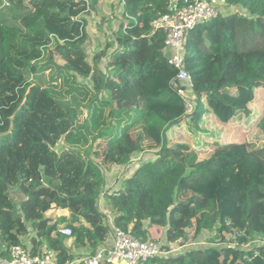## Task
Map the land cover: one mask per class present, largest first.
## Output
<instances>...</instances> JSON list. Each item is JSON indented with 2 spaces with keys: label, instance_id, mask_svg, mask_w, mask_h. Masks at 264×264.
<instances>
[{
  "label": "trees",
  "instance_id": "16d2710c",
  "mask_svg": "<svg viewBox=\"0 0 264 264\" xmlns=\"http://www.w3.org/2000/svg\"><path fill=\"white\" fill-rule=\"evenodd\" d=\"M9 1L4 8L11 16L0 15V240L8 242L0 259L8 258L11 247L23 246L29 234L32 254L44 247L56 264L76 261L74 250H95L110 233L102 199L118 228L142 242H162L163 249L188 240L190 229L196 240L216 227L219 244L199 250L196 264H264V245L252 243L249 250L230 245L264 237V141L217 145L201 161L187 145L168 144L169 131L186 116L196 125L205 112L220 123L248 113L226 107L224 100L246 104L264 88V0H224V8L237 7L248 16L222 18L223 9L187 35L191 113L177 93L186 84L174 86L164 35L152 27L168 12L169 0H119L115 46L109 52L111 46H97L90 59L86 0H29L25 6ZM184 1L175 0L177 7ZM47 3L52 9L46 18L21 23L31 8ZM45 52L46 63L62 72L66 83L78 84L76 89L63 94L33 82L44 69ZM54 55L63 66L55 64ZM84 106L88 111L79 122ZM259 127L264 133V115ZM89 137L92 145L81 151ZM60 142L66 148L58 154L54 148ZM142 151H155V159L119 176L120 188L105 185V171L127 169ZM52 206L67 210L69 218L46 216ZM58 225L71 235L59 233ZM238 232L243 235L234 238ZM184 252L147 264H195L192 252Z\"/></svg>",
  "mask_w": 264,
  "mask_h": 264
},
{
  "label": "rangeland",
  "instance_id": "374dc122",
  "mask_svg": "<svg viewBox=\"0 0 264 264\" xmlns=\"http://www.w3.org/2000/svg\"><path fill=\"white\" fill-rule=\"evenodd\" d=\"M13 2L22 3L25 6L29 0H12ZM88 4V13L84 16L87 22V34L88 40L86 43V52L88 54L89 59L94 55L96 47L100 46L104 48V45L111 46L108 49V52L111 51L115 46L113 43V32L116 30L118 17L121 14L122 5L119 0H86ZM11 5L9 0H0V15H5L6 18L11 16L9 11H6L5 6ZM29 4V3H28ZM52 7L49 3L43 5L42 7H34L29 10V14L27 18L21 20V23L27 24L32 21H37L44 19L48 16ZM222 18L230 16L234 13H238L239 15L248 16L243 10L239 8H230L223 6L222 10ZM222 12V11H221ZM191 33V32H190ZM195 36L196 33H195ZM187 37V36H186ZM105 45V46H106ZM101 48V49H102ZM48 53L45 52L44 58L41 61V64L45 65L44 69L35 75L32 76V80L35 83L40 84L43 87L54 89L61 93H66L70 89H76L78 84H68L65 82L67 77L61 72L58 73L56 68H54L51 64L46 63ZM54 62L58 66H63L64 61L57 55H54ZM106 60H103L100 64V68L102 71H105ZM80 82V79L77 80ZM87 84L88 88L90 86L87 82H82ZM81 83V84H82ZM130 89L134 90V87H130ZM107 98V93H104L101 96V99ZM225 106L235 105L239 108L247 110L248 113H240L233 116L226 123H220L216 116L213 113L205 112L203 113L200 121L193 125L190 119V116H186L182 119V121L175 127L174 130L169 131V145H187L190 151L196 152L198 155L199 161L203 158L209 157V153H211L217 145L224 146L229 144H244L253 143L261 144L264 141V133L260 131L259 122L264 115V88H257L254 91V99L252 102L242 104L241 102H235L225 97ZM189 112L193 111V105L190 104ZM87 107L84 106L81 109V113L79 115V122H82L87 114ZM240 115V117L238 116ZM105 134H109V132H105ZM96 143V142H95ZM97 144V143H96ZM95 144V146H96ZM92 145L90 137L88 138V143L85 145L81 151ZM66 146L60 142L58 143L54 150L59 154ZM91 153V152H90ZM155 151H142L133 156L132 160L129 164L121 167L118 170L115 168H111L109 172H104V180L105 185L110 187L116 185L117 188H120L122 177H127L133 172H135L144 162L151 161L155 159ZM90 159L96 161L93 154L91 153ZM132 171V172H131ZM107 173V174H106ZM13 199L18 198L17 194H12ZM106 200L104 199V202ZM110 208V207H109ZM103 203L100 207V211L103 212L105 216L110 214L111 208L109 209ZM69 218L70 214L67 210L64 212ZM62 209L55 208L52 206V209L46 213V216H51L54 220H57L62 216ZM110 218L113 219L114 222V214L110 215ZM59 228L64 227L63 225H58ZM217 228L214 227L210 232H203L196 240H193L194 232L193 229L188 230V240H184L181 242L168 243L167 248L163 249L164 251H168L172 246L177 249L178 252L169 254L167 256H176L177 253L182 254L184 251L192 252L193 256L191 257L193 262L198 263L202 255H200L199 250L204 251V247L207 244H219V237H217ZM215 236V237H213ZM31 234L27 237H23L22 240L24 243H29V239ZM70 241H67V243ZM210 242V243H209ZM8 246L7 241L0 240V251L6 250ZM42 252L48 253L44 247H42ZM184 252V253H185Z\"/></svg>",
  "mask_w": 264,
  "mask_h": 264
},
{
  "label": "built area",
  "instance_id": "2783aa9c",
  "mask_svg": "<svg viewBox=\"0 0 264 264\" xmlns=\"http://www.w3.org/2000/svg\"><path fill=\"white\" fill-rule=\"evenodd\" d=\"M223 6H225L224 0H185L179 7L175 0H169L168 12L152 23V27L161 30L164 35L163 50L167 55L168 64L176 71L174 86L176 87L177 83L181 82L186 84L183 88H177V93L185 101L187 112H189L188 106L194 103V96H188L192 81L184 62L186 36L196 28L217 19ZM101 206L102 199L99 201V207ZM106 218L105 222L110 227L109 240L95 250H89L83 257L76 260L77 263L147 264L154 258L178 252L173 246L168 251H164L162 242L139 241L129 231L118 228L109 215ZM58 232L65 237L71 235L70 229L65 226L59 228ZM242 235L238 232L234 238ZM252 243L262 246L264 237L262 239L255 237L242 245H239L236 240L230 245L235 249L241 247L242 250H249ZM8 251V258L0 259V264H56L52 253H45L42 250L41 253L32 254L29 243L11 247ZM69 264H74V262Z\"/></svg>",
  "mask_w": 264,
  "mask_h": 264
},
{
  "label": "crops",
  "instance_id": "0c3cea01",
  "mask_svg": "<svg viewBox=\"0 0 264 264\" xmlns=\"http://www.w3.org/2000/svg\"><path fill=\"white\" fill-rule=\"evenodd\" d=\"M105 205L107 206V208H109L110 207V204H107V203H105ZM111 208V207H110ZM109 208V209H110ZM65 212V210H62V216L63 217H67V215L64 213ZM109 216L110 215H112V210H111V212H110V214H108ZM67 245L69 246L70 244H69V242L67 243ZM89 250L87 249H85V250H82V249H78V250H74L72 253L73 254H75V256H76V258L75 259H80L81 257H83L87 252H88ZM74 264H78L76 261H74Z\"/></svg>",
  "mask_w": 264,
  "mask_h": 264
}]
</instances>
